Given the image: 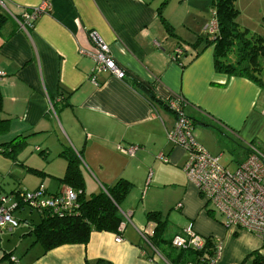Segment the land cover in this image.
<instances>
[{"label": "crops", "instance_id": "crops-1", "mask_svg": "<svg viewBox=\"0 0 264 264\" xmlns=\"http://www.w3.org/2000/svg\"><path fill=\"white\" fill-rule=\"evenodd\" d=\"M1 1L7 18L0 28V71L4 73L0 119L9 122L1 143L17 136L36 143L45 163L31 167L45 172L47 179L40 184L47 193L65 186L58 180L66 169L67 161L59 155L65 147L79 158L85 196L119 178L136 188L120 203L119 232L93 231L86 244H64L46 252L32 243L24 259L11 256L17 264H87L96 259L111 264H168L149 245L152 235L141 232L155 225L146 218L147 212L158 211L162 218L167 215L166 220L170 215L147 200L153 190L163 187L177 192L178 215L172 219L178 223L171 237L191 224L198 235L220 243L214 264H244L256 251L264 258L261 239L225 227L219 217L207 214L183 168L187 152L166 139L175 114L161 100L175 95L184 99L182 109L192 121L194 140L211 155L221 157L226 149L237 167L248 156L247 143L264 144V90L247 78L215 71L213 45L206 46L207 40L198 34L207 24L206 15H201L203 23L196 22L195 28L187 18L190 13L192 19L201 14V9L191 10L190 0H167L162 16L173 28L174 34L169 35L159 16L164 0ZM42 2L50 10L39 14L32 28L22 27L20 14ZM250 3L247 19L239 0L235 1L240 12L237 23L249 34L264 37V0H247L246 10ZM90 31L109 46L125 73L123 79L107 70L92 73L96 46ZM176 48L181 53L173 60ZM43 136L46 141L56 140L42 149L37 142L42 143ZM119 144L138 148L130 156L117 148ZM159 153L164 159L157 157ZM150 171L152 185L136 205V192L144 188ZM116 234L121 241H115Z\"/></svg>", "mask_w": 264, "mask_h": 264}, {"label": "built area", "instance_id": "built-area-1", "mask_svg": "<svg viewBox=\"0 0 264 264\" xmlns=\"http://www.w3.org/2000/svg\"><path fill=\"white\" fill-rule=\"evenodd\" d=\"M0 5L3 6L1 0ZM48 10L50 8L47 2L24 10L21 26L33 27L39 14ZM204 31L209 38H214L218 32V23L213 9ZM88 35L96 46L92 73L107 70L117 78L123 79L125 73L115 63L109 46L102 42L95 32L90 31ZM179 53H181V49L176 48L172 59L175 60ZM3 74L0 71V77ZM91 79L94 81V75H91ZM164 101L175 114L174 124L166 132L167 142L171 145L181 146L187 152L183 168L187 179L196 187L198 195L203 201L204 210L207 214L219 217L225 227L246 230L264 242V144L247 143L248 156L234 170H230L220 163V156L211 155L194 140L192 121L183 113V97L172 95ZM117 148L122 153L133 156L138 146L119 144ZM157 157L164 159L162 153H159ZM150 175L151 171L148 179ZM76 196V192L69 186H64L59 194H50L42 185L33 191L24 189V192L16 190L8 196L0 195V229L11 230L18 226V221L10 211L11 208H16V205L36 211L53 208L55 213H62L74 205ZM19 207L17 208L19 209ZM129 216L130 213L127 214V217ZM153 229L150 231L143 229L144 231L141 230V232L151 236ZM207 238L209 237H202L195 233L189 224L181 233L172 237L171 244L178 249L200 250ZM115 241H121L119 234H116ZM214 242L215 256L210 260V264L216 262L222 248L217 240ZM10 261L12 264H17L14 257H10Z\"/></svg>", "mask_w": 264, "mask_h": 264}, {"label": "trees", "instance_id": "trees-1", "mask_svg": "<svg viewBox=\"0 0 264 264\" xmlns=\"http://www.w3.org/2000/svg\"><path fill=\"white\" fill-rule=\"evenodd\" d=\"M235 1L211 0V7L215 11L218 23V32L214 38H206V46L213 45L215 71L229 76L247 78L264 90V37L249 34L247 29L239 27L236 20L239 10ZM166 2L167 0H164L159 6V16L167 33L172 35L174 34L172 26L162 16V6ZM6 18L7 13L1 7L0 28ZM18 21L21 23L22 14L18 17ZM233 47L236 50V58L230 61L227 55ZM151 97L154 98V95L152 94ZM161 103L166 105L164 100H161ZM1 111L2 97L0 94ZM8 128V119H0V136L6 133ZM26 138V136H17L7 142L0 143V151L12 156L26 145ZM35 150L38 151L39 148ZM38 153L40 154V152ZM59 155L66 159L67 164L64 175L58 180L61 184L72 188L77 196L74 205L62 213H55L53 208H43L36 211L37 219L35 221L24 220L25 223L29 224L28 233L33 236L32 243L39 244L43 252L64 244H86L90 233L93 231L119 232V227L123 222L119 206L133 188L130 181L119 178L100 192L86 197L83 191L79 158L67 147ZM28 169L33 173L43 174L41 170L31 167ZM16 190L24 192V188H16L11 192ZM61 190L54 194H59ZM24 207L21 206L22 209ZM146 218L155 222L153 234L149 238V245L160 253L166 263L210 264V260L215 256L216 247L215 242L210 237L206 239L203 248L200 250L178 249L172 246V237L168 235L167 220L162 218L158 211L147 212ZM15 219L19 223V219ZM256 255L257 261L264 264V258ZM10 256L8 254V259ZM87 264L111 263L107 260L96 259Z\"/></svg>", "mask_w": 264, "mask_h": 264}, {"label": "rangeland", "instance_id": "rangeland-1", "mask_svg": "<svg viewBox=\"0 0 264 264\" xmlns=\"http://www.w3.org/2000/svg\"><path fill=\"white\" fill-rule=\"evenodd\" d=\"M172 1H176V0H172ZM203 1L204 0H201V2L196 0H190L189 5L192 7L191 10H194L196 8V10L201 9L202 11L201 14L197 13L196 16L194 14L193 19L191 18L192 13H190V15L187 16L193 28H195L194 25L196 22L198 23L201 22L200 21L202 19L201 15L203 14L206 15V18L208 20L207 23L210 20L211 11H212L211 0H205V2ZM246 1L247 0H239L240 3L239 6L241 11H243V16L248 19L249 15L251 16V3L248 9L246 10L245 7ZM249 1L251 2V0ZM246 21H250V19ZM202 23L203 21L201 22V24ZM203 31L202 29H199L198 34L201 36L200 37L201 40L205 42L208 35L205 33V31L204 32ZM196 37L197 36H195L194 39ZM227 58L230 61H233L236 58V50L234 49V47L231 48V50L228 52ZM43 137L44 138H41V140H44L42 141V143L37 142V144H41L43 146L42 149L45 148V144L50 146L48 143L53 144V142L56 140V138L53 137L52 139L50 138L49 141H46L47 137L45 136ZM3 139H5V136H0V143L1 141H3ZM35 144L36 143L31 141L29 138L26 141V145L12 156H9L8 154L0 151V195L8 196L12 193L11 192L12 190L18 187L33 191L37 189L38 186L42 185L40 184V182H43V180L47 179L45 172H43V174L33 173L28 169V167L31 166H36L37 168H41V166L43 167L45 163L43 156H40L38 151L35 150L36 149ZM220 163L224 166H227L228 169L230 170H234L236 168L235 166L236 163L233 160V155L230 152H228L226 149L223 151L220 157ZM83 171H85V168L83 169ZM151 185L152 183L149 178L145 182L144 188H142L138 193L136 192L137 195L135 201L136 205L141 204L144 197H146L144 192L146 193V189ZM132 189H133L132 191H136L135 186ZM90 195L91 193L89 192L86 193V196L89 197ZM149 199H151V201L153 202L152 204L154 206H157L158 208H162L161 210L165 215L170 214L169 217L167 218L168 220L167 226L170 227L168 235L172 234L174 232V227H176L178 223V220L172 219L175 215H178V211L176 209L177 200H178L177 192L172 190V188L170 187L169 188L163 187L158 190H153L151 195L147 196V200ZM17 207L19 206L16 205V208H11L10 211L14 212L13 216L19 219V225L15 227L12 231L7 229L0 230V264H12L9 263L11 256L17 258L18 261L24 259L25 249L29 247L33 241V236L28 233L29 229L24 220L27 219V220L35 221L37 219V212L35 209H33V211H30L28 207H24V209H22L21 207H19L18 209ZM180 226H182V224ZM37 250L39 249L36 248L34 251ZM259 250L261 252V250H264V248H260ZM257 253H258L257 251L255 253L254 252L251 253V258L247 259L244 264H261L257 261V255H256ZM8 254L11 255L9 259H8Z\"/></svg>", "mask_w": 264, "mask_h": 264}]
</instances>
